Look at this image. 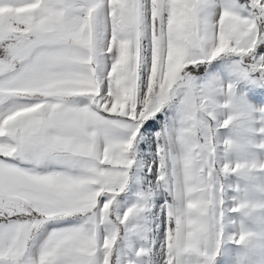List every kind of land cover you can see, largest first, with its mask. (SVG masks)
Listing matches in <instances>:
<instances>
[{
    "label": "snow or ice",
    "instance_id": "1",
    "mask_svg": "<svg viewBox=\"0 0 264 264\" xmlns=\"http://www.w3.org/2000/svg\"><path fill=\"white\" fill-rule=\"evenodd\" d=\"M0 264H264V0H0Z\"/></svg>",
    "mask_w": 264,
    "mask_h": 264
}]
</instances>
